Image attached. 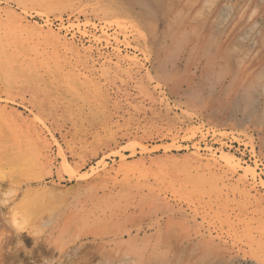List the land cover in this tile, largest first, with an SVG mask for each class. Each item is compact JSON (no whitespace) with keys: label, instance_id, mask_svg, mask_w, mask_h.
Masks as SVG:
<instances>
[{"label":"rangeland","instance_id":"1","mask_svg":"<svg viewBox=\"0 0 264 264\" xmlns=\"http://www.w3.org/2000/svg\"><path fill=\"white\" fill-rule=\"evenodd\" d=\"M0 264H264V0H0Z\"/></svg>","mask_w":264,"mask_h":264},{"label":"bare ground","instance_id":"2","mask_svg":"<svg viewBox=\"0 0 264 264\" xmlns=\"http://www.w3.org/2000/svg\"><path fill=\"white\" fill-rule=\"evenodd\" d=\"M18 19H19V17H18ZM9 22H11V23H13V24H17V25H22L23 23H22V21H20V19L19 20H16L15 19V16H10L9 17ZM24 25V24H23ZM16 26V25H15ZM21 28H22V26H21ZM35 29V28H34ZM36 30H38V28H36ZM40 30V29H39ZM35 31V30H34ZM38 33V32H37ZM52 34V33H51ZM50 36V38H53V40H55V41H58L59 40V42H60V39L58 38V36H56V35H54V34H52V35H49ZM48 36V37H49ZM45 37V36H44ZM39 39V38H38ZM51 42V41H50ZM66 44V43H65ZM67 46L69 45V44H66ZM70 49L71 50H74L75 49V47L73 46V45H71V47H70ZM71 52V51H70ZM78 55V54H77ZM195 147V146H194ZM191 160H192V162H195L196 164H200V163H203V159H202V157L201 156H199L197 153L195 154H192V155H190V156H188ZM222 157H224V159H225V161H226V163H227V165H230L231 164V162H232V157H230V156H222ZM189 158H187L186 160H190ZM213 158V157H212ZM165 160V159H164ZM180 160V159H179ZM185 160V161H186ZM168 161H169V158H168ZM171 161V160H170ZM182 161V160H181ZM191 162V163H192ZM217 162L218 161H216L215 159H213V162L212 161H209L207 164H205V166L208 168V169H213L214 167H216V166H218L217 165ZM177 163V162H176ZM155 164V163H154ZM158 163H156V165H157ZM161 164V163H160ZM143 165V164H142ZM150 165V164H149ZM181 165V164H180ZM186 165V164H185ZM224 165V164H223ZM125 166V165H124ZM158 166V165H157ZM172 166V165H171ZM135 167V166H134ZM139 167H140V165H139ZM147 167V166H146ZM166 167V166H165ZM182 167V166H181ZM187 167H188V165H187ZM201 167V166H200ZM230 167H232V164H231V166ZM122 168H123V166H122ZM127 168H128V166H127ZM129 168H130V166H129ZM159 168V167H158ZM162 168V167H161ZM164 168V167H163ZM169 168V167H168ZM140 169V168H139ZM147 169V168H146ZM150 169V168H149ZM156 169V168H155ZM173 169H174V167H173ZM184 169H186V168H184ZM216 169V168H215ZM214 169V170H215ZM234 169H235V167H234ZM134 170V169H133ZM141 170V169H140ZM142 170H144V169H142ZM198 170V169H197ZM201 170H202V168H201ZM203 170H204V168H203ZM145 171V170H144ZM147 171V170H146ZM149 171H151V170H149ZM167 171V170H166ZM207 171H209V170H207ZM165 172V171H164ZM141 173V172H140ZM175 174H177V173H175ZM178 174H179V171H178ZM183 175V174H182ZM173 181V180H172ZM174 182V181H173ZM245 192V191H244ZM247 192V191H246ZM248 193V192H247Z\"/></svg>","mask_w":264,"mask_h":264},{"label":"clouds","instance_id":"3","mask_svg":"<svg viewBox=\"0 0 264 264\" xmlns=\"http://www.w3.org/2000/svg\"><path fill=\"white\" fill-rule=\"evenodd\" d=\"M13 226L17 229V231L19 232H24L26 231V227H27V220L26 218H22V217H16L13 220Z\"/></svg>","mask_w":264,"mask_h":264},{"label":"built area","instance_id":"4","mask_svg":"<svg viewBox=\"0 0 264 264\" xmlns=\"http://www.w3.org/2000/svg\"><path fill=\"white\" fill-rule=\"evenodd\" d=\"M51 25L52 26H54V25H56V26H59V27H61V26H69V23L67 22V19L66 18H63V19H60V18H57V19H52L51 20ZM233 142H235V141H233Z\"/></svg>","mask_w":264,"mask_h":264}]
</instances>
